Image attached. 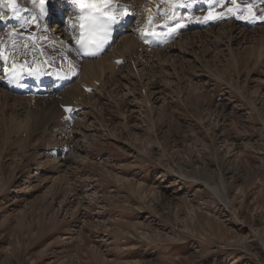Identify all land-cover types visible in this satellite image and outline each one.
Returning <instances> with one entry per match:
<instances>
[{
	"label": "rangeland",
	"instance_id": "obj_1",
	"mask_svg": "<svg viewBox=\"0 0 264 264\" xmlns=\"http://www.w3.org/2000/svg\"><path fill=\"white\" fill-rule=\"evenodd\" d=\"M136 1L134 26L173 16L168 0ZM238 3L216 5L223 27L194 25L191 55L164 56L166 66L137 72L118 59L113 71L108 49L87 87L72 61L79 76L48 105L54 118L26 95L0 101V264H264V0ZM205 8L193 11L207 23ZM237 16L251 32L231 43ZM27 111L37 119L16 135Z\"/></svg>",
	"mask_w": 264,
	"mask_h": 264
},
{
	"label": "bare ground",
	"instance_id": "obj_2",
	"mask_svg": "<svg viewBox=\"0 0 264 264\" xmlns=\"http://www.w3.org/2000/svg\"><path fill=\"white\" fill-rule=\"evenodd\" d=\"M57 1H59L60 3H62L65 6L64 12H66V15L64 17H58L57 15H59V13H61L63 11V9H61V8L57 9L56 13H53L54 15L56 14L55 15V19L50 22L51 31L49 33L46 32V34H45V32H43L41 30V28H39L35 32V35L37 36L38 40L41 39V42H39V43L44 44L45 41L49 42L48 45H50V48H46V49L43 48L45 55L49 56L48 52L53 49L54 45L56 44V37L59 36V35H56V32H62L63 31V33H62L63 37L60 40L61 43H62L61 48L63 49V53L61 54V56L65 55L66 53H68L69 55H71L70 65L72 64V61H76V65L79 64V63H81V65H83V67H82L83 74H82V78L80 79L79 83H82L83 85H85L86 79L88 80L90 75H92V76L93 75H97L98 71H106V70H104V66H106L105 60H107V59L105 57L101 58L102 55L99 58H97L96 60H86V59H84V57L81 56V58H80L78 56V54L74 50V43L78 42L77 41V37H75L76 31H77V28H76V13H77L76 8L71 6L67 0H57ZM116 1H118V0H116ZM119 1L121 2V5L117 9L118 13H120V10L122 8H129L135 14L133 18H135V17H137V19L140 18L139 17L140 13H137V10H136V8H137L136 6H137V3H138L136 0H119ZM207 1H209V2H206V0H194V2L192 3L191 6L188 5V8L189 9H199V11H200V9L202 7L206 6L209 9L210 7H208V6L211 5L210 2H214L215 0H207ZM34 4H35V0H17L16 6L20 9V11H19L18 14H16L9 4L4 2V0H0V14L3 15V19L9 17L10 15L21 16V15H24L25 12H28L32 8V6ZM183 5L187 6L186 4H183ZM50 7H52V5H50ZM180 8H181L180 6H175V7L171 8L173 16H171L170 18H168L166 20V23H164V24H166V26H164V24H163V28H178L180 26V21L177 20V19H179L181 17V15L183 13V12H180V11L178 12V10H180ZM208 12H209V10H208ZM208 12H207V15H208ZM152 13H154V12H152ZM170 15H171V13H170ZM148 19H149V16L145 17V20L142 23H139V24H137L135 26L131 22V23L127 24L125 27H121L122 29L120 31H118V29H119V26H118V29L116 30V34L114 35L113 41L111 42L109 47L106 49V51H108V49H109L108 52L111 53V58H113V62L114 63L113 62H111V63L108 62L107 63V67L111 68L114 71L116 69L115 66L117 65L116 62H117L118 59H120L119 61H121V60L129 61L131 63V67L133 68V70H136L137 72H138L137 67H141L143 70L145 68L151 70L154 67H158L159 68L161 66H166L164 64V60H163L164 56L168 57L170 55V56L174 57V56H178V54H180V55H182V54L183 55H189L190 54V52L193 49V46L196 45V43H194V39H193L194 36L193 35H195L196 33L200 32V31H194V29H193V31L191 30L194 27V25H196V24H190L189 25V23H188V26H186L184 23H182L184 25V26L182 25L183 30L181 31V33L177 36V38L175 40H177V41L183 40V45H184L183 48H181L180 46L177 47L176 44H174V43H176V41L174 40L173 42H171V43H169L167 45H164V46H162L160 48L154 49V48H150V47L146 46L145 44H143L141 42V33H142V30L146 27ZM244 22L249 23L250 21L249 20H246V21L239 20V19H237L235 17L228 18L227 25H225V26L227 27V31H228V33H227L228 36L227 37L230 40L229 42L232 43L233 41H243V40L248 38V34L251 32L250 28H251L252 24L249 25V26H245ZM219 23L221 24L222 22L218 18V19H213V20H207V23H204V21H203V23L199 24L198 26H200L202 28H206L207 27V30H212V29H216L219 26ZM219 27H223V25H221ZM66 28L68 29L67 31H66ZM154 28H157V26L154 25V27H151L150 29H154ZM9 33L10 32H4V31L0 30V42H3V44H4L5 41L8 40ZM234 33H235V35H233ZM202 34H204V33H202ZM197 36H198V34H197ZM199 36H201V35H199ZM59 37H61V36H59ZM203 37H202V39L204 40L205 37L204 38ZM196 39H198V38H196ZM121 40L123 42V45L119 49H117L115 44L119 43ZM199 41H201V39ZM17 42L19 44H21V46L17 50H13L11 52V54H13V56H15V57L16 56H23V57H26L27 59H32V58L36 57V54H35V52L33 50H30V49H25L24 50L23 49V45L21 43L22 39H20V38L17 39ZM200 45H201V43H200ZM227 45H228V43H227ZM51 46H53V47H51ZM81 49H82V52L85 51L84 47L83 48L81 47ZM228 49H229V47H228ZM176 51H177L176 55L172 54V53H175ZM229 51H231V50H229ZM82 54H84V53H82ZM231 54H232V52H231ZM61 56L59 58H61ZM154 56H159V57H161V59L155 61L154 60V58H155ZM56 65L59 66L58 64H56ZM162 68H164V67H162ZM117 70H119V69H117ZM149 72H151V71H149ZM103 75H104V73H103ZM87 76H88V78H86ZM140 77L142 78V76H140ZM1 78H3L2 79L3 81L0 84L1 87H2V88H0V91H1L0 101L3 100V99L11 100V98L14 97L15 102H17L18 101L17 99H18L19 96L15 95L16 93H13L10 90L11 82L6 78L5 71L1 68V62H0V79ZM90 78L93 79V80H96L95 77H90ZM91 79L89 81L92 83ZM89 81H87V82H89ZM99 81L97 80L98 83H99ZM94 82H96V81H94ZM93 84H91V85L93 86ZM87 85H89V84H87ZM87 85H85V86H87ZM76 88H78V85L76 86ZM145 88H147V87H145ZM148 90H149V88H148ZM63 91L61 90V92H63ZM61 92H57V93H61ZM85 93H87V92H85ZM55 94H56V92H52V93H48V94H45V95H42V96H38V98L33 99V100H35V103L39 104V105H36L35 108H37L38 110L41 108L42 111L45 112V114L48 113L49 117L51 116L52 118H54L56 116L57 107L53 106V107H49L48 108V105L55 104V100L60 98V95H56L55 96ZM147 96H148V94H147ZM148 100H149V97H148ZM63 102H65V101H61L59 104H61ZM23 104H25V103H23ZM3 105L4 104H2V106ZM17 106H20V107L14 109L15 111L17 110L16 115H18V116L22 115L21 111L24 110L26 108V106L22 107V104H18ZM63 109H64V107H63ZM77 110H79V109L70 110V113L72 111H77ZM77 113H78L77 115H82L81 111H79ZM43 115H44V113H43ZM6 119H3V120H6ZM32 119H35V118L32 117V113L30 114L27 111L25 119L22 121L23 123L22 124L18 123V125H16V127H14L16 129V131H15L16 135L18 133H20L19 136H21L22 133H24V135H25V133H26V135L29 134L28 128L30 126L28 127L27 122H29L28 120H32ZM34 123H36V122H34ZM34 128L37 130V132L40 133L39 122L36 124V127H34ZM104 129H105V132H106V127ZM33 132H36V131L32 130V133ZM37 132L34 133V134H37ZM41 132H43V131H41ZM81 134L83 135L84 133H81ZM69 135L70 134H68L67 136H69ZM86 135H88V134H86ZM75 139L76 138H74L73 140L76 142L77 140H75ZM113 139H115V138H113ZM62 140L66 141L65 139H62ZM84 140H85V138H84ZM85 142H86V140H85ZM84 145H86V144H84ZM55 165H56L57 169H59V167L62 166L63 164L62 163L59 164L57 162V163H55ZM24 182H26V180ZM66 233H69V231L66 232Z\"/></svg>",
	"mask_w": 264,
	"mask_h": 264
},
{
	"label": "snow or ice",
	"instance_id": "obj_3",
	"mask_svg": "<svg viewBox=\"0 0 264 264\" xmlns=\"http://www.w3.org/2000/svg\"><path fill=\"white\" fill-rule=\"evenodd\" d=\"M7 4H9L13 11L18 14L20 9L16 6L17 0H4ZM169 3L175 6L183 7V4L179 3V0H168ZM194 2V0H193ZM41 3H43V0H41ZM71 3L73 5H80L82 9H93L97 13H101L102 15L104 13V9L110 4V0H71ZM224 3V0H216V3L213 5H210L208 15L205 17L206 20H213L218 19L221 16L224 15V13H215L213 11L214 7L216 5H222ZM231 4L235 7H230L227 9V12L234 13L237 10L240 9V4L238 3V0H231ZM245 8L247 9L250 18L255 17V13L252 11V5L251 4H245ZM102 15H87L85 16L83 13L81 15V20L85 21L84 23H81V42L80 47H85V43L89 44H95L97 48L102 47L103 42L107 40V33L105 32L104 35L98 36L97 30L101 24L104 23L102 20ZM244 17L237 16V19H241ZM0 19H3V15L0 14ZM85 29H87V35L85 33ZM154 35V33H152ZM94 54V53H93ZM71 109L65 108V111H70Z\"/></svg>",
	"mask_w": 264,
	"mask_h": 264
}]
</instances>
